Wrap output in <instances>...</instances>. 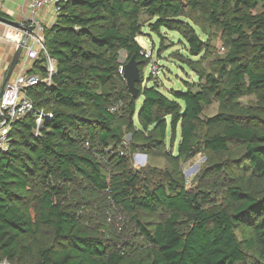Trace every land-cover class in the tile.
<instances>
[{
    "label": "trees",
    "instance_id": "1",
    "mask_svg": "<svg viewBox=\"0 0 264 264\" xmlns=\"http://www.w3.org/2000/svg\"><path fill=\"white\" fill-rule=\"evenodd\" d=\"M184 6L205 22L184 21ZM143 16L154 20L153 32L177 33L190 57L207 50L195 28L218 26L228 51L217 72L194 69L198 83L184 82L169 96L143 86L141 68L149 60L136 40ZM43 39L55 71L48 85L40 53L29 73L41 81L26 91L33 110L11 126L9 149L0 153V264H248L247 253L264 264V0H67ZM120 51L138 62L136 97L120 73ZM251 95L254 108H241L237 100ZM212 99L221 111L203 121ZM40 110L51 117L36 128ZM201 126L219 130L201 139ZM124 128L132 134L129 154L173 162L201 151L242 154L229 170L234 182L218 163L203 173L220 178L210 190L187 189L169 173L155 172L161 179L154 183L118 152ZM177 138L176 155H167L166 140L173 148ZM220 185L217 205L212 194ZM71 187L79 188L77 207L97 196L126 215L145 250L127 258L81 225L75 204L65 203Z\"/></svg>",
    "mask_w": 264,
    "mask_h": 264
},
{
    "label": "rangeland",
    "instance_id": "2",
    "mask_svg": "<svg viewBox=\"0 0 264 264\" xmlns=\"http://www.w3.org/2000/svg\"><path fill=\"white\" fill-rule=\"evenodd\" d=\"M184 21L190 23L189 18L198 19L202 23L205 21L200 19V15L196 12L190 11L187 6H184ZM56 22V16L54 18ZM53 22V24H54ZM140 23L143 25L142 35L137 37L138 44L147 53L149 64L141 68L142 85L150 86L156 85L159 90L165 95L169 96L171 91H180L184 89V82L189 84H197V78L195 70H203L207 73L215 74L218 68V60L222 59L228 48L225 45L224 36L218 26H204L205 32L199 31L195 28L200 38L207 44V50L199 57H190L187 53V46L185 41L175 32H168L161 29L159 32H153L150 29V24L154 23L153 19L147 16H143L140 19ZM52 24V25H53ZM191 24V23H190ZM43 29V36L47 29ZM120 64L125 65L127 63V55L124 51L119 52ZM121 70V69H120ZM43 79V78H42ZM45 80L47 78H44ZM238 103L241 108H254L256 98L255 96H244L239 98ZM122 103L117 104L114 110L120 109ZM219 103L216 99H212L209 106L203 109L201 119L205 121L207 118L213 117L220 112ZM219 130L218 127L207 128L201 126L199 129V136L202 139L206 135L213 134ZM125 137L121 144L123 149H118V152L125 154L128 152V146L132 143V134L127 132L124 128ZM179 138L173 148L170 147L168 139L166 140L165 153L167 155L175 156L177 152V144ZM232 149H236L233 148ZM109 150V149H108ZM231 154L220 157L209 152L201 151L192 159L181 161H170L163 157L161 154H154L147 157L142 153L129 154V168L135 172H145L146 179L153 180L154 183L158 182L159 177L155 176V172L160 174L169 173L174 178H182L184 186L187 189L199 190L202 188L210 187L211 183H219L220 178L214 175L211 179L207 180L203 173L211 170L213 165L223 163L226 166L225 178L228 183H233V177L230 168L233 171L236 170L235 162L233 159H239L242 154L230 152ZM228 160V161H227ZM225 188L220 185L218 190L213 192L212 196L217 205L221 204L223 199V193ZM79 192V188L71 187L69 197L66 200V204H75L73 208L77 210L79 214L80 223L86 227L89 231L96 234H100L105 238H108L116 244L117 249H122L127 258H133L137 253L145 250L144 242L140 238L137 230L133 226V223L129 218L120 212L113 205L103 201V199L97 196L89 197L80 207L76 206V200ZM30 204L27 206V210L31 218L34 217L35 200L34 197H30ZM236 235L239 240H243L244 233L241 230L236 231ZM44 238V234H39V240ZM32 238L26 237L24 239L25 244H31ZM248 264H253L255 260L250 253H247Z\"/></svg>",
    "mask_w": 264,
    "mask_h": 264
},
{
    "label": "built area",
    "instance_id": "3",
    "mask_svg": "<svg viewBox=\"0 0 264 264\" xmlns=\"http://www.w3.org/2000/svg\"><path fill=\"white\" fill-rule=\"evenodd\" d=\"M29 12L28 22L29 26L33 27L32 34L28 36V40L32 41V45L25 44L24 52L25 57L23 60V67L34 63L39 58L40 53L46 58V74L47 79L45 83L49 85L50 77L55 71V61L52 60L43 45V30L40 23L37 20L39 11L44 7H51L53 12L57 15L67 0H24ZM24 29V28H23ZM26 35L25 29L18 33V39L21 40L22 36ZM16 39V38H15ZM27 40V41H28ZM34 44L40 48L37 50ZM147 56V53H146ZM31 70V68H30ZM41 81L40 77L35 74H30L29 71H21L4 86L2 94L0 96V153L6 152L9 149L10 139L9 132L11 126L17 121L26 116V114L32 112L33 103L27 96V89L36 86ZM43 117L50 118L51 115H44L40 110L36 113V128L41 124ZM37 133V129H36Z\"/></svg>",
    "mask_w": 264,
    "mask_h": 264
},
{
    "label": "crops",
    "instance_id": "4",
    "mask_svg": "<svg viewBox=\"0 0 264 264\" xmlns=\"http://www.w3.org/2000/svg\"><path fill=\"white\" fill-rule=\"evenodd\" d=\"M55 16L56 14L53 12L51 7H44L39 11L37 20L40 23L42 30L52 26ZM0 17L10 22L26 24L28 22L29 12L24 0H0ZM23 30L22 26H12L0 21V95L4 88V80L6 78L11 59L25 38V36H22L20 41L18 39V33ZM26 43L29 46L32 45V41L30 39ZM34 47L37 50L40 48L36 44H34ZM24 55L25 52L23 51L9 81L13 79L21 71V69L28 72L30 71V68H32L34 64L33 62L30 65L28 64L26 67H23Z\"/></svg>",
    "mask_w": 264,
    "mask_h": 264
},
{
    "label": "water",
    "instance_id": "5",
    "mask_svg": "<svg viewBox=\"0 0 264 264\" xmlns=\"http://www.w3.org/2000/svg\"><path fill=\"white\" fill-rule=\"evenodd\" d=\"M0 21L3 23H6L8 25H12V26H22L26 31V35H25L24 40L21 42V44L17 48V50H16V52H15V54H14V56L11 59V62L9 64V68L7 70L6 78L4 80V86H5L7 84V82L9 81L12 73L14 72L18 61L20 60V57L24 51L25 44L28 40V36L30 34H32L33 27L29 26L27 24H19V23L10 22V21L2 18V17H0ZM120 73L126 82V86H127L128 91L130 92V94L133 97H136L137 89H136L135 85L137 83H139V81H140L138 62H136L134 58H131L125 65H123L121 67ZM1 94H2V92H1Z\"/></svg>",
    "mask_w": 264,
    "mask_h": 264
}]
</instances>
